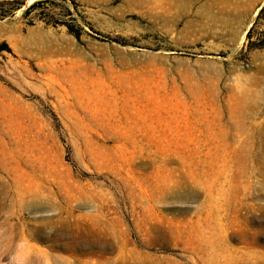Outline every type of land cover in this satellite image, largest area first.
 <instances>
[{
    "label": "rangeland",
    "instance_id": "1",
    "mask_svg": "<svg viewBox=\"0 0 264 264\" xmlns=\"http://www.w3.org/2000/svg\"><path fill=\"white\" fill-rule=\"evenodd\" d=\"M94 263L264 264V0H0V264Z\"/></svg>",
    "mask_w": 264,
    "mask_h": 264
},
{
    "label": "trees",
    "instance_id": "2",
    "mask_svg": "<svg viewBox=\"0 0 264 264\" xmlns=\"http://www.w3.org/2000/svg\"><path fill=\"white\" fill-rule=\"evenodd\" d=\"M38 4H39V3L37 2V3L33 4L30 8L36 7V6H38ZM68 31H69V32H72L69 28H68ZM4 46H5V45H4ZM5 48H6V47H5Z\"/></svg>",
    "mask_w": 264,
    "mask_h": 264
},
{
    "label": "bare ground",
    "instance_id": "3",
    "mask_svg": "<svg viewBox=\"0 0 264 264\" xmlns=\"http://www.w3.org/2000/svg\"><path fill=\"white\" fill-rule=\"evenodd\" d=\"M219 218V217H218ZM218 220V219H217ZM167 242V241H166ZM221 242V241H220ZM207 245V244H206ZM211 245V244H210ZM211 247V246H210ZM95 264V263H94Z\"/></svg>",
    "mask_w": 264,
    "mask_h": 264
}]
</instances>
